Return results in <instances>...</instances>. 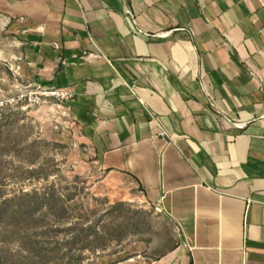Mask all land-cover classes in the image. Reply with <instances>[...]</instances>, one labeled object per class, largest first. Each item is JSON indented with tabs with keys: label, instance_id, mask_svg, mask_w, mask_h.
Wrapping results in <instances>:
<instances>
[{
	"label": "crops",
	"instance_id": "obj_1",
	"mask_svg": "<svg viewBox=\"0 0 264 264\" xmlns=\"http://www.w3.org/2000/svg\"><path fill=\"white\" fill-rule=\"evenodd\" d=\"M29 89L178 228L152 264H264V0H0ZM240 125V126H239Z\"/></svg>",
	"mask_w": 264,
	"mask_h": 264
},
{
	"label": "rangeland",
	"instance_id": "obj_2",
	"mask_svg": "<svg viewBox=\"0 0 264 264\" xmlns=\"http://www.w3.org/2000/svg\"><path fill=\"white\" fill-rule=\"evenodd\" d=\"M20 48L17 34L0 13V132L10 149L1 166L9 167L11 175L23 168L41 169L48 175L6 183V193L35 191L43 198L55 188L66 198L74 197L68 205L75 215L87 209L91 221L101 218L103 233L114 240L105 250L86 252L82 264H152L178 247L182 237L168 216L142 200L129 181L108 178L100 170L94 155L80 142L65 100L31 106L21 97L29 88L16 74ZM0 188L4 191V182Z\"/></svg>",
	"mask_w": 264,
	"mask_h": 264
},
{
	"label": "trees",
	"instance_id": "obj_3",
	"mask_svg": "<svg viewBox=\"0 0 264 264\" xmlns=\"http://www.w3.org/2000/svg\"><path fill=\"white\" fill-rule=\"evenodd\" d=\"M6 139L0 132V185L4 182V191L0 190V264H82L86 252L108 248L114 239L103 233L101 218L91 221L87 209L75 215L68 205L73 196L66 198L55 188L48 189L43 198L35 191L6 193V183L48 176L37 168L9 174V167L1 166L10 153Z\"/></svg>",
	"mask_w": 264,
	"mask_h": 264
},
{
	"label": "built area",
	"instance_id": "obj_4",
	"mask_svg": "<svg viewBox=\"0 0 264 264\" xmlns=\"http://www.w3.org/2000/svg\"><path fill=\"white\" fill-rule=\"evenodd\" d=\"M28 101L29 105H41L51 99H63L65 101L73 99L74 95L66 89L37 90L29 89L21 96ZM240 126V125H239Z\"/></svg>",
	"mask_w": 264,
	"mask_h": 264
}]
</instances>
